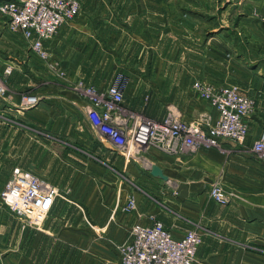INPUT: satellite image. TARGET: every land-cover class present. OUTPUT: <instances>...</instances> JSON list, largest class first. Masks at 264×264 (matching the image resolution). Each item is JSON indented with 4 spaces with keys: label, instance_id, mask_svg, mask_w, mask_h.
<instances>
[{
    "label": "crops",
    "instance_id": "1",
    "mask_svg": "<svg viewBox=\"0 0 264 264\" xmlns=\"http://www.w3.org/2000/svg\"><path fill=\"white\" fill-rule=\"evenodd\" d=\"M2 1L7 0L0 4ZM109 3L101 5V17H95L89 5L88 19L73 20L48 43L65 76L58 82V75L49 68L39 71L37 77L43 83L38 80L37 85L43 93L38 94L37 106L23 109L19 99L0 103V183L21 168L70 192L67 201L55 203L40 227H21V262L0 264H120L116 246L130 240L133 225H151L152 217L176 239L191 230L202 234L195 264H264V161L252 151L264 130V84L259 94L250 93L258 108L248 119L245 146L225 142L220 148H200L177 157L156 149L136 159L124 157L104 134L91 127L88 102L76 88L79 82L106 94L115 77L122 74L124 107L157 121L165 117L169 106L185 121L202 113L216 119L217 112L183 78H177L183 67L174 72L173 66H166L164 40L133 43L130 28L139 25L133 18V3ZM97 22L105 27L102 37L90 29ZM114 29L123 30L121 49L110 43L109 33ZM27 59L23 53L21 61L6 57L1 70L16 64L17 70L11 73L14 81L25 70ZM248 63L253 73L264 75L261 66ZM235 66L241 67L237 62ZM228 72L224 79L209 83L237 84L241 73L232 71L231 76ZM15 90L25 88L16 85ZM28 125L44 132L32 134L37 139L32 147ZM216 185L230 197L228 205L218 206L211 200L210 190ZM130 199L137 208L125 213L122 208ZM3 214L12 218L6 223L12 232L17 222L13 224L11 213ZM84 238L86 242L97 239L105 252L117 255L118 262H57L61 249L71 252L68 260L73 259ZM85 248H92L91 241Z\"/></svg>",
    "mask_w": 264,
    "mask_h": 264
},
{
    "label": "built area",
    "instance_id": "2",
    "mask_svg": "<svg viewBox=\"0 0 264 264\" xmlns=\"http://www.w3.org/2000/svg\"><path fill=\"white\" fill-rule=\"evenodd\" d=\"M85 1L12 0L1 7V12L9 17L7 30L21 34L32 52L59 77H64L65 72L48 43L80 14ZM11 71L6 69V74ZM123 83L124 76L119 74L106 94L83 82L76 88L88 102L86 113L93 130L104 134L124 157L136 159L149 149L177 157L200 148H220L225 142L239 147L247 143L248 119L256 102L242 95L236 86L215 87L195 82L194 93L217 112L216 119L202 113L185 121L175 107L169 106L165 117L157 121L124 107ZM3 93L0 87V95ZM37 102L36 98H25L22 106L29 108ZM252 151L264 161V130ZM69 194L31 171L15 168L3 188L1 200L25 225L37 228L47 220L55 203L67 201ZM210 198L218 206L230 202V197L217 185L210 190ZM136 208L135 200L130 199L122 210L131 213ZM202 242V234L196 230L176 239L163 223L152 217L151 225H133L130 240L116 249L120 264H195Z\"/></svg>",
    "mask_w": 264,
    "mask_h": 264
},
{
    "label": "rangeland",
    "instance_id": "3",
    "mask_svg": "<svg viewBox=\"0 0 264 264\" xmlns=\"http://www.w3.org/2000/svg\"><path fill=\"white\" fill-rule=\"evenodd\" d=\"M8 2L9 0L2 1L0 4V37H2L0 39V66L5 64L6 57L21 61L20 53L26 55L28 59L24 64L25 70L14 81L12 71L7 75L6 70L2 71L0 67V87L5 91L0 95V103L3 100L15 103L19 99L20 106L29 110L39 104L38 94L43 93L42 87L37 85L38 80L40 83L43 81L37 75L39 71L48 70L49 67L32 52L30 45L26 43L21 34L7 30L9 17L1 12V7ZM114 2L121 6L124 2L133 3V18L139 22L136 28H130L135 39L133 43L137 45V42L154 43L164 40L163 54L166 58V66H173L174 72L183 67L180 75L177 74V78L179 80L183 78L192 92H194L195 82L222 87V85L218 86L209 82L219 81L220 77L221 80L224 79L229 75V70L231 76L232 71L241 73L237 84L228 86H236L242 95L255 100V110L250 117L255 114L258 101L251 97L250 93L259 94L261 92L264 75L258 72L253 73L252 65L246 63L249 60L253 61L252 64L261 66L264 71V0H114ZM108 3L109 0H86L82 11L74 20L88 19L89 5L94 8L91 12L97 14L95 17H101L103 11L101 5L106 7ZM90 29L98 37H102L105 27L97 22V26H92ZM109 37L114 48L117 49L118 46L120 49L123 48L125 42L123 30L120 33L118 29L111 30ZM113 52L116 54L115 50ZM235 62L241 67L235 66ZM11 69L17 70V65L13 64ZM61 70L65 72L62 66ZM55 78L58 82L64 80L58 76ZM16 85H23L25 90L22 92L15 90ZM261 93H264V90ZM25 98H36L38 102L25 108L22 106ZM28 131L30 147H32L34 140H37L32 134L39 130L35 126L28 125ZM39 132L44 133L42 130ZM6 181L0 183V262H21L20 229L21 227L25 229L35 227L25 225L23 220L9 212L2 202L1 193ZM5 212L11 213L14 217L13 224L17 222L12 232L7 230L8 226H6L12 218L4 215ZM90 241L92 248H85ZM70 253L64 249L58 251L57 262H118L117 255L111 251L105 252L99 246L97 239L94 241L90 239L88 242L85 239V242L78 243L75 257L68 260Z\"/></svg>",
    "mask_w": 264,
    "mask_h": 264
}]
</instances>
